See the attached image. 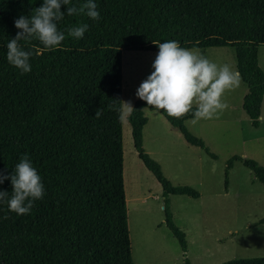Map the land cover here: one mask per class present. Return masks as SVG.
Returning <instances> with one entry per match:
<instances>
[{
	"label": "trees",
	"instance_id": "16d2710c",
	"mask_svg": "<svg viewBox=\"0 0 264 264\" xmlns=\"http://www.w3.org/2000/svg\"><path fill=\"white\" fill-rule=\"evenodd\" d=\"M43 0H0V171H14L27 154L41 175L45 195L29 214L9 211L0 202V264H134L123 183L121 53L159 51L158 43L182 47L229 46L236 71L247 88L241 107L254 127L264 95L258 62L264 44V0H95L100 19L67 16L61 31L87 23L81 39L67 37L55 50L33 39L31 71L7 61V43L19 31L14 21L31 15ZM83 3V0H73ZM67 5L61 6L66 13ZM21 44H25L21 41ZM128 117L138 158L162 188L164 221L186 258L185 233L175 225L169 195L198 198L189 185H173L143 148L144 109L156 110L185 141L216 158L181 119L136 99ZM102 112L100 118L96 111ZM195 108L193 109V112ZM264 185V166L233 155ZM0 190L11 195L10 179ZM264 223V217L260 219ZM218 264H264V256L233 258Z\"/></svg>",
	"mask_w": 264,
	"mask_h": 264
},
{
	"label": "rangeland",
	"instance_id": "374dc122",
	"mask_svg": "<svg viewBox=\"0 0 264 264\" xmlns=\"http://www.w3.org/2000/svg\"><path fill=\"white\" fill-rule=\"evenodd\" d=\"M199 50L217 64L236 70L234 52L229 46ZM158 51L121 53L122 109L132 106L139 84L153 71ZM258 62L264 71V44L258 49ZM246 86L226 93L230 108L219 118H195L185 122L189 132L203 140L216 158L185 141L157 111L145 109L147 122L142 129L144 150L156 160L173 185H189L198 198L169 195L173 222L185 233L186 258L190 264H218L233 258L264 256V185L251 170L235 162L233 155L254 159L264 166V123L251 124L241 104ZM264 116V95L261 104ZM123 183L127 200V223L134 264H182L183 252L165 224L162 188L138 158L128 117L122 120Z\"/></svg>",
	"mask_w": 264,
	"mask_h": 264
},
{
	"label": "clouds",
	"instance_id": "9594fccd",
	"mask_svg": "<svg viewBox=\"0 0 264 264\" xmlns=\"http://www.w3.org/2000/svg\"><path fill=\"white\" fill-rule=\"evenodd\" d=\"M62 5L68 6L66 13L61 11ZM65 15L86 16L93 20L101 18L95 0H83V3L43 0L31 15H22L14 21L19 31L6 45L7 61L22 73H28L34 53L26 44L31 40L36 39L46 49L55 50L67 37L81 39L89 25L81 22L61 31L58 22ZM21 41L25 44H21ZM158 48L152 64L153 71L137 88L136 96L139 99L176 119L192 113L195 117L193 124L201 119L219 118L230 108L226 93L241 83L240 73L231 65L217 64L199 50L182 47L176 40L160 42ZM115 110L120 113L119 118L124 120L131 116L134 108L124 102L123 109ZM101 115L102 112L97 110L95 117L98 119ZM254 122L264 123V116L257 117ZM8 179L12 185L11 195L8 191L0 190V202L7 203L9 211L18 215L29 214L34 202L43 199L45 187L27 154L21 156L11 173L0 171V184Z\"/></svg>",
	"mask_w": 264,
	"mask_h": 264
},
{
	"label": "crops",
	"instance_id": "0c3cea01",
	"mask_svg": "<svg viewBox=\"0 0 264 264\" xmlns=\"http://www.w3.org/2000/svg\"><path fill=\"white\" fill-rule=\"evenodd\" d=\"M207 48H208V47H207ZM246 92H247V88H246ZM246 92H245V93H246ZM244 95H245V94H244ZM144 110H145V109H144ZM154 111H156V110H154ZM260 116H262L261 113H260ZM191 119H192V118H191ZM188 120H189V119H188ZM186 121H187V120H186ZM186 121H185V122H186ZM169 125H170V124H169ZM259 125H260V123H259ZM170 126H171V125H170ZM171 127H172V126H171ZM172 128H174V127H172ZM174 129H176V128H174Z\"/></svg>",
	"mask_w": 264,
	"mask_h": 264
}]
</instances>
